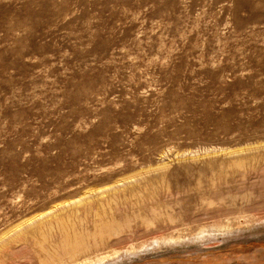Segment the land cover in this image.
<instances>
[{
  "label": "rangeland",
  "instance_id": "374dc122",
  "mask_svg": "<svg viewBox=\"0 0 264 264\" xmlns=\"http://www.w3.org/2000/svg\"><path fill=\"white\" fill-rule=\"evenodd\" d=\"M0 264H264V0H0Z\"/></svg>",
  "mask_w": 264,
  "mask_h": 264
}]
</instances>
